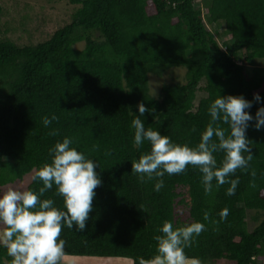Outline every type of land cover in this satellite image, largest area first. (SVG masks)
<instances>
[{
    "label": "trees",
    "instance_id": "1",
    "mask_svg": "<svg viewBox=\"0 0 264 264\" xmlns=\"http://www.w3.org/2000/svg\"><path fill=\"white\" fill-rule=\"evenodd\" d=\"M69 1L75 6L70 23L49 40L19 46L0 39V188L35 174L50 163L49 149L70 137L73 147L99 164L102 184L94 190L85 230L62 229L65 256L140 264L157 254L154 236L161 235L164 221L201 222L205 230L185 249L187 257L201 264H264V128H248L253 159L237 169L240 183L228 196L230 185L217 187L215 180L206 194L202 174L191 165L178 175L166 173L164 187L155 191V178L141 180L132 171L150 145L137 148L130 127L131 112L139 115L143 103L153 110L144 114L146 128L195 147L219 95L264 98V0ZM209 26H222L231 42L221 46ZM172 68L186 69L185 84L166 85L153 97L149 76ZM262 106L253 101L249 114ZM52 115L57 119L44 127L42 119ZM53 129L57 136L49 135ZM214 155L219 165L224 154ZM42 186L32 180L27 189ZM55 191L54 185L41 199L63 209ZM183 204L189 210L185 222L176 219ZM225 208L229 214L221 220ZM249 217L256 223L252 231ZM11 259L0 245V264Z\"/></svg>",
    "mask_w": 264,
    "mask_h": 264
},
{
    "label": "clouds",
    "instance_id": "2",
    "mask_svg": "<svg viewBox=\"0 0 264 264\" xmlns=\"http://www.w3.org/2000/svg\"><path fill=\"white\" fill-rule=\"evenodd\" d=\"M253 101L264 104L259 94L253 96ZM253 101L242 95H219L209 106L211 120L195 147L173 143L170 137L146 128L144 114L153 110L143 103L138 104L139 115L131 112L134 145L139 148L147 141L150 151L132 163V171L141 180L155 178L154 190L159 191L164 187L162 177L166 173L178 175L191 165L202 174L201 183L206 194L212 192L215 180L217 187L230 185L226 195H235L240 183L236 171L246 169L253 159L247 130L250 126L257 131L264 128V106L258 108L255 116L249 114ZM56 119L55 115L45 116L43 126L49 127ZM221 125H227V129ZM58 134L55 129L49 132L51 136ZM72 145L73 140L64 137L49 149L50 163H44L32 177L43 185L38 192L23 185L0 189V245L12 258L11 264H60L66 243L60 238L62 229L85 230L93 211L94 190L101 186L102 180L95 171L99 164ZM218 152L224 154L219 165L214 155ZM54 185L55 195L62 198L63 209L57 207L53 199H41ZM228 214L229 210L223 209L220 219L225 220ZM204 219H208L207 213ZM204 230L205 224L201 222L175 226L172 221H164L159 229L161 235L154 236L157 254L148 261L141 259L140 264H201L199 259L187 257L185 249L191 247L195 237Z\"/></svg>",
    "mask_w": 264,
    "mask_h": 264
},
{
    "label": "rangeland",
    "instance_id": "3",
    "mask_svg": "<svg viewBox=\"0 0 264 264\" xmlns=\"http://www.w3.org/2000/svg\"><path fill=\"white\" fill-rule=\"evenodd\" d=\"M197 6L201 7L199 3ZM0 7L2 9L0 15V39H8L19 46L38 45L49 40L57 30L70 23L71 14L75 8V6L70 4L69 0H0ZM203 13L206 16L205 10H203ZM209 29L213 33H217L216 37L221 46H223L224 43L231 42V36L224 33L222 26H209ZM79 47H83V44H80ZM259 66L264 67V61L260 62ZM186 72L184 68H172L161 77L150 75L148 79L150 94L155 98H159L164 86L173 83L185 84ZM200 97L201 93H199V98ZM33 176L34 172L28 174L23 181L11 185H23L25 188H28L33 180ZM186 201L188 202V199H186ZM176 212L177 220L180 219L182 222H185L189 219L187 205H178L176 207ZM247 225L248 230L252 231L256 223L254 224L249 217L247 219ZM77 259H88L91 261H77ZM101 260L105 262H99ZM106 262L109 264H132V260L123 258L71 256H66V258L63 257L60 264H108ZM205 264L230 263L221 260L207 262Z\"/></svg>",
    "mask_w": 264,
    "mask_h": 264
},
{
    "label": "crops",
    "instance_id": "4",
    "mask_svg": "<svg viewBox=\"0 0 264 264\" xmlns=\"http://www.w3.org/2000/svg\"><path fill=\"white\" fill-rule=\"evenodd\" d=\"M65 258H66V256H65ZM92 259V258H91ZM78 260H87V262H90L91 260H88V259H77V261ZM64 262V261H63ZM99 262H105V261H99ZM106 263H108V262H106ZM76 264V263H75ZM90 264H92V263H90ZM109 264V263H108ZM126 264H129V263H126ZM133 264V263H132Z\"/></svg>",
    "mask_w": 264,
    "mask_h": 264
}]
</instances>
